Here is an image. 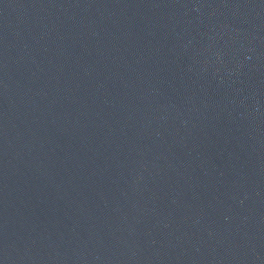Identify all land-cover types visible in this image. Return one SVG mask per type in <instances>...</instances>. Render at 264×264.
Segmentation results:
<instances>
[{
  "label": "water",
  "instance_id": "obj_1",
  "mask_svg": "<svg viewBox=\"0 0 264 264\" xmlns=\"http://www.w3.org/2000/svg\"><path fill=\"white\" fill-rule=\"evenodd\" d=\"M0 264H264V0H0Z\"/></svg>",
  "mask_w": 264,
  "mask_h": 264
}]
</instances>
